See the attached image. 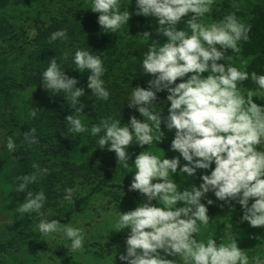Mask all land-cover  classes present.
I'll return each instance as SVG.
<instances>
[{"label":"clouds","instance_id":"9594fccd","mask_svg":"<svg viewBox=\"0 0 264 264\" xmlns=\"http://www.w3.org/2000/svg\"><path fill=\"white\" fill-rule=\"evenodd\" d=\"M212 3L213 0H135V15L156 18L157 34L166 37L163 45L153 42L145 53L141 68L145 75L153 77L147 88H131L128 106L143 119L132 116L122 126L121 120L107 118L90 129L91 135L98 137V147L114 152L118 164L126 167L131 159L126 151L129 145L142 149L160 143L164 136L162 124L169 131L175 130L170 148L179 156L161 158L148 150L135 156L129 191H138L146 199L133 210L118 211L117 232L130 230L126 255L119 257L125 264H177L178 255L190 258L193 264H249L245 251L232 236L219 244L214 234L209 235L206 243L195 238L199 227H207L210 222L208 207L201 202L208 192L229 205L236 201L243 209V221L253 227L264 226V149L260 147L264 144V106L253 102L254 97L264 99V75L251 73L258 86L256 91L248 90L245 94L238 87L239 82L249 78V73L231 64L226 66L224 61L231 57L226 58L225 54L228 50L240 51L239 42L248 40L250 27L235 14L219 22L203 23ZM121 7V0H91L90 10L98 14V24L106 33H115L126 27L132 16L128 7L123 11ZM189 13L193 15L186 28L178 30V23ZM150 36L145 32L140 37L148 41ZM58 39H69L66 29L53 32L49 42ZM89 49H77L73 63L79 72L90 73L87 87L92 95L108 100L110 92L102 79L106 69L101 57ZM67 56L65 53L64 58ZM47 62L41 77L43 87L54 96L66 93L75 108L76 114L66 117L69 132H88L80 118L83 106L77 107L84 90L76 87L77 79L65 74L56 56ZM161 92H167L169 105L168 114L163 117L161 111L153 110L157 108V93ZM38 111L33 108L30 115L35 118ZM35 132L32 128L23 136L35 144ZM6 146L14 152L16 145L11 136ZM181 158L186 163L181 164ZM33 168L35 173L18 178L22 182L17 191L27 193L17 209L20 214L39 213L47 200L43 191H26L39 175L48 172L38 164H33ZM199 170L210 171L200 177L202 182L198 186L183 191L171 178L178 173L192 177ZM65 192L64 199L71 201L73 189L67 188ZM157 200L162 204H153ZM179 202L183 206L177 207ZM212 203L207 201L208 206ZM37 227L44 235L63 232L71 241L72 251L84 246L83 230L72 224L62 225L52 219L41 220ZM253 264H264V256L254 257Z\"/></svg>","mask_w":264,"mask_h":264},{"label":"rangeland","instance_id":"374dc122","mask_svg":"<svg viewBox=\"0 0 264 264\" xmlns=\"http://www.w3.org/2000/svg\"><path fill=\"white\" fill-rule=\"evenodd\" d=\"M30 2L32 8H40L43 13L37 15L27 14L29 19H18L16 14L24 10L20 9L21 6L4 7V13L7 11L12 12L13 16H0V70L3 68L7 72L15 74L24 65L30 54L37 48L36 37L40 30L48 27L54 20L71 19L76 14L86 15L94 13L90 10L91 0H26ZM255 0H213L210 11L203 17V23L211 24L219 22L229 14H235L238 19L245 25L252 17L251 11ZM46 2V5L42 3ZM226 3V4H225ZM121 11L128 7L131 18L127 22L126 27H121L117 32L110 30L104 32L108 36V40L118 41V50L122 51L119 56L126 64L119 66L116 69L115 75L105 76L102 79L105 81L106 88L110 92L111 101L125 92L131 91V88L137 86L147 88L148 81L153 77L145 75L142 70V62L145 53L148 51V46L153 42L160 45L166 42V37L158 35L156 29L158 21L154 17H144L135 15L136 4L135 0H121ZM29 5H27L28 7ZM10 7H13L12 9ZM16 7V8H15ZM26 7V6H22ZM29 8V7H28ZM11 9V10H10ZM9 15V14H8ZM192 13H189L181 19L178 23V30H183L187 26V21L190 19ZM39 16V21H35V17ZM149 32L151 36L146 41L140 37L143 33ZM52 43L51 49L57 51L62 49L64 52L74 55L77 50L76 43ZM111 42L107 41V45ZM242 40L239 42L240 51L238 53L228 50L225 57H231L230 60H225V64H231L239 68L241 71H247L252 58L248 57L241 48ZM60 46L59 48L55 47ZM100 47L98 54L103 65L108 53L112 50H104ZM117 49V48H116ZM116 50V51H118ZM118 53L115 55L118 56ZM113 55L112 57H116ZM247 61L245 67L244 62ZM126 72L123 74L122 71ZM132 71L135 77L127 78L125 75ZM8 73V74H9ZM206 75V74H204ZM264 75V73L262 74ZM248 81V80H247ZM246 81V83H247ZM180 81L178 80L177 83ZM238 83V87L246 94L248 90L256 91L257 84L248 88V84ZM76 87L84 90V96L79 100L77 107L83 106V112L80 118L87 125L89 131L79 133L80 144L77 145L75 153L71 162L81 165L90 158L91 153L96 149V141L98 137L92 136L90 133L91 127L94 125L93 121L97 120V114L94 111H101L102 120L111 118L112 120H121V125L129 123L130 117L119 115L114 110L113 103L109 104L111 113L103 111L98 104L101 100L94 95L87 94L89 91L86 84L76 85ZM35 93L34 89L26 91L11 90L10 94H0V246L8 242L20 231L26 233L38 234V224L41 220H49L50 218L63 219L69 209L72 208L73 203L63 198L60 201H53L50 208L39 213H23L17 212L20 204L24 202L26 192L21 193L17 191L19 183L22 181L18 178L23 176L20 167L17 163H10V155L18 152H24L27 149L26 140L24 138L25 132L16 120L18 113H23L21 105L23 102L31 98ZM94 96V97H93ZM253 102L259 106H264V99L253 98ZM87 104L89 106L87 107ZM92 106V113L90 110ZM154 111H161V115L167 116V109L169 106H156ZM21 108V110H20ZM71 115L75 113V108L71 105ZM92 114V118H91ZM118 116V117H117ZM137 119H143L140 114L134 115ZM132 117V116H131ZM92 121V122H91ZM161 131L164 136L160 143L155 142L152 145L140 148L138 145H129L126 151L131 155L128 161L129 167L124 164H119L118 173L108 182L110 185L106 188V192L98 193L93 196L88 204L84 207L83 211L72 217V220L65 224H72L75 227L81 228L84 234V246L82 249L72 251L71 241L63 234V232L51 233L49 235L42 234L40 237H33L24 240L19 245L0 252V264H125L120 260V255H126V239L128 237L129 229L117 232L115 223L118 220V211L125 213L133 210L139 203L145 199L138 191H129L132 182V175L135 172L134 160L135 156L140 151L148 150L152 154L158 155L163 158L171 159L174 156H179L178 152H173L170 148L171 141L174 138L175 130L169 131L164 124L161 125ZM103 135V132L100 134ZM11 136L15 142L14 152L7 149V138ZM56 139V138H55ZM264 149V144L260 146ZM43 160V158H41ZM7 161L8 164H7ZM41 160L39 161V163ZM181 158V164H184ZM214 169V165L212 166ZM210 170H199L195 176L189 177L186 173L172 174L171 178L178 184V189L183 191L185 188H191L194 181L202 175L208 174ZM179 172V169H178ZM35 173V172H34ZM78 184L76 189L82 195L89 193L90 187L83 178L77 177ZM36 183H31L27 186L26 191H34ZM38 189V184H37ZM41 189V187H40ZM212 200L213 203L208 206L207 201ZM208 207V216L210 219L207 227L200 226L199 231L195 233V238L198 241L207 242L210 234L215 231L219 233L220 243L227 242L228 237L236 238L238 247L245 251L248 256L249 264H253V258L256 256H264V226L253 227L247 221H243V209L236 202L232 201L231 205L219 201L214 193L208 192L201 200ZM162 204V201H153V204ZM159 206V205H157ZM222 219V220H221ZM230 226V227H229ZM213 232V233H212ZM174 259L173 257H168ZM177 264H193L190 258L177 256Z\"/></svg>","mask_w":264,"mask_h":264},{"label":"trees","instance_id":"16d2710c","mask_svg":"<svg viewBox=\"0 0 264 264\" xmlns=\"http://www.w3.org/2000/svg\"><path fill=\"white\" fill-rule=\"evenodd\" d=\"M235 1L236 0H234V2ZM253 3L254 5L251 11L252 17L248 21V24H246V26L250 27L248 34L249 38L247 41L242 40L241 43L242 51L248 57L252 58L247 70L249 73L248 81L239 82L246 83L247 81L246 84H248V88L256 84L251 79V73L256 72L259 75L264 73V0H255ZM13 5L16 7H18V5L26 6H21L20 8L24 10L26 15L22 14L23 11L21 13L18 12L16 14V18L18 19H29L27 14L33 15L35 12L37 15L43 13L40 8H32L30 2L26 0H0V16H13L8 8L5 13L3 9L4 7ZM27 5H29V8ZM42 5L47 6L46 2L42 3ZM10 8L12 9L13 7ZM70 18L71 19L64 18L54 20L48 27L39 31L36 37L37 48L30 54L24 65L19 69L17 73L18 78L15 74L11 73L10 75V73L5 69L3 70V68L0 70V94L3 93L8 95L11 90L26 91L34 89L35 91L31 98L21 105L23 113H18L16 120H18L21 129L25 133L35 128V136L38 142L31 144L25 139L27 145L26 151L10 155V163H17L23 175H31L36 172V169L33 168V164H38L41 168L48 169L47 174L37 177L35 182L36 185L33 188L34 193L43 191L47 197L45 205L41 209L43 211L49 209L50 205L54 204L52 203L53 201H60V199L66 195L65 189H73L71 198V202L73 203L72 208L67 211L63 219H57L62 224L70 222L74 215L81 213L93 196L104 192L106 188L110 186L108 182L118 173L120 167L116 154L109 151L107 148L100 149L98 145L91 153L90 158L81 165L71 162V158L74 156L73 152L77 145L80 144L79 135L70 133L68 130L69 126L66 124V117L71 115V100L68 99L67 94L63 92L56 93V96L52 95L43 87L41 77L43 71L48 66L47 61L55 56L57 63L62 65L65 69V74L70 78L78 80L77 85L86 84L87 75L90 73L87 70L79 72V70L76 69L73 63L74 55L64 52L62 49L57 51L52 50V43L49 42V37L57 30L66 29L69 39H58L56 43H61L62 41L63 44L76 43L77 49L88 47L90 48L89 50H92L96 55L100 53V47H102L101 50L112 49L108 53L109 55L107 58H105V63H107V65L104 66L106 69L104 73L105 76L115 75L116 69L126 64L125 61L121 60L119 57L122 51L118 50V41L112 39L108 40V36L111 35H104L105 30L98 24L97 13H88L86 15L76 14ZM35 21H39V16L35 17ZM107 41L111 42V44L109 43L110 45H107ZM55 47L59 48L60 46L55 44ZM116 50L119 51L118 56L115 55V53H118ZM65 53L68 54L67 59L64 58ZM113 55L116 57H112ZM118 65L121 66L119 67ZM225 65L227 66L228 64ZM125 72L126 69L122 71L123 74ZM125 76L127 78L135 77L132 71H129ZM88 93L91 98L92 93L90 89L87 91V94ZM130 95L131 91L125 92L123 95H119L114 102L111 101V97L109 96L108 100H101L98 107L103 111L106 110L111 113V108L108 105L113 103L114 110H116L119 115H124L125 117L137 115L139 113L128 106L130 103ZM166 96L167 92L157 93L156 106H169L166 102ZM88 106L89 104H87V107ZM104 106L108 107H105L104 110ZM33 108L39 110L35 118L30 115ZM90 110L92 113V106H90ZM94 112L97 114V120H94L93 123L99 124L103 115L101 111ZM41 158H43V160ZM40 160L41 162L39 163ZM8 162L9 161H7V164ZM77 177L83 178V182L89 185V193L84 195L79 193L78 189H76L78 184ZM201 182V179L198 178L194 181L193 185L198 186ZM143 198L146 199L144 196ZM179 206H183V203L179 202L177 207ZM52 219L55 218H50L49 220ZM41 235V232L35 234L33 232L26 233L20 231L8 242L1 244L0 252H5L19 245L24 240L40 237ZM214 238L219 244L220 237L219 233L216 231L214 233Z\"/></svg>","mask_w":264,"mask_h":264}]
</instances>
